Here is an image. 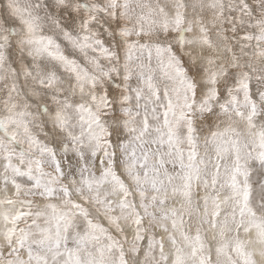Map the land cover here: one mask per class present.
Here are the masks:
<instances>
[{
	"label": "snow or ice",
	"instance_id": "1",
	"mask_svg": "<svg viewBox=\"0 0 264 264\" xmlns=\"http://www.w3.org/2000/svg\"><path fill=\"white\" fill-rule=\"evenodd\" d=\"M0 264H264V0H0Z\"/></svg>",
	"mask_w": 264,
	"mask_h": 264
}]
</instances>
